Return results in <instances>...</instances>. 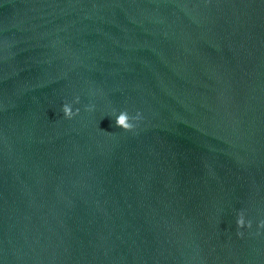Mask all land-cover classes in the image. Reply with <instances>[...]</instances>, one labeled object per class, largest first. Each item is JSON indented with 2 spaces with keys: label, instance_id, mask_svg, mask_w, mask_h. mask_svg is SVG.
I'll return each mask as SVG.
<instances>
[{
  "label": "water",
  "instance_id": "1",
  "mask_svg": "<svg viewBox=\"0 0 264 264\" xmlns=\"http://www.w3.org/2000/svg\"><path fill=\"white\" fill-rule=\"evenodd\" d=\"M0 264H264V0H0Z\"/></svg>",
  "mask_w": 264,
  "mask_h": 264
},
{
  "label": "clouds",
  "instance_id": "2",
  "mask_svg": "<svg viewBox=\"0 0 264 264\" xmlns=\"http://www.w3.org/2000/svg\"><path fill=\"white\" fill-rule=\"evenodd\" d=\"M63 111L65 116L67 117H71L73 112L71 110V106L70 105H64L63 106ZM114 114L116 113V110H113ZM136 119H139V113H137V117ZM128 120V116L125 112H119L118 114H115V123L117 125H122L124 128H129L132 127L131 123L126 122ZM237 225L238 226H242L244 225V217L243 215H240L237 219Z\"/></svg>",
  "mask_w": 264,
  "mask_h": 264
}]
</instances>
